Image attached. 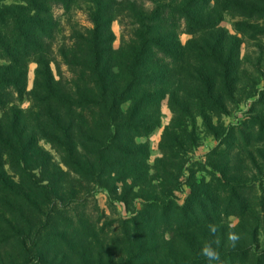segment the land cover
I'll use <instances>...</instances> for the list:
<instances>
[{
  "label": "trees",
  "instance_id": "trees-1",
  "mask_svg": "<svg viewBox=\"0 0 264 264\" xmlns=\"http://www.w3.org/2000/svg\"><path fill=\"white\" fill-rule=\"evenodd\" d=\"M5 1L0 0V59L7 62L0 66V194L15 206L0 216L6 227L0 231L2 249L15 244L25 260L33 254L32 264H264V252L244 245L250 234L225 245L224 213L216 204L225 185L209 200L214 204L192 188L179 206L172 192L179 189L180 168L177 176L168 175L166 185L161 176L150 175L146 145L135 142L158 128L165 100L174 119L162 142L181 118L194 111L205 116L221 105L217 89L230 83L231 62L224 60L223 43L231 37L220 27L228 8L211 6L212 0H81L89 5L93 27L73 33L71 44L60 49L71 77L59 74L57 79L48 45L56 31L52 10L62 6L68 11L77 0H16L20 4L15 6ZM144 2L154 8L145 11ZM116 17L128 27L118 50L111 31ZM182 21L187 34L209 37V42L199 45L194 38L182 45ZM30 60L37 67L27 92ZM25 97L31 102L27 110L20 107ZM126 102L130 107L123 112ZM40 141L49 143L68 172L84 182L106 188L130 181L138 188L133 199L144 208L112 238L99 221L83 219L79 229L68 225L60 233L51 228L54 233L41 237L31 218L53 204L50 197L35 195L44 187L36 186L33 171L48 173L53 183L48 169L57 165ZM161 148L164 157L158 164L178 158ZM6 163L11 175L4 170ZM57 212L55 207L51 214ZM206 249L220 259L210 260Z\"/></svg>",
  "mask_w": 264,
  "mask_h": 264
},
{
  "label": "rangeland",
  "instance_id": "rangeland-1",
  "mask_svg": "<svg viewBox=\"0 0 264 264\" xmlns=\"http://www.w3.org/2000/svg\"><path fill=\"white\" fill-rule=\"evenodd\" d=\"M5 3L12 6L20 4L16 0H6ZM210 4L220 9L228 8L223 11L220 27L231 37L223 43L224 60L231 62L230 83L228 88L220 86L217 89L221 105L212 112H206L205 116L194 111L190 118H181L179 127L170 130L162 142L166 127L174 119L165 100L160 106L158 128L147 137L136 138L135 142L146 145L149 173L161 176V182L166 185L170 182L168 175L177 176L175 169L180 168L179 189L172 192L179 206L186 203L192 188L205 201L214 204L209 200L218 194L217 189L221 185H225V191L216 200L224 213L225 245L235 244L233 237L247 233L250 236L244 239V245L253 247L259 254L264 252V0H212ZM143 8L149 12L154 7L150 2H144ZM88 12L89 5L81 0H77L68 11L62 6H55L52 10L56 31L48 45L51 68L57 79L59 74L63 79L71 77L60 56V49L71 44L73 33L81 34L84 29L93 27ZM111 31L114 35L113 48L118 50L127 39L126 21L116 17L111 23ZM178 31L182 45L194 38L199 45L209 42V37L207 40L203 35L193 37L187 34L184 21L179 23ZM6 64L0 59V66ZM36 67V63L30 60L27 65V92L33 87ZM30 106L29 98L25 97L20 107L27 110ZM129 107L130 102H126L121 109L126 112ZM174 140L176 142L172 144ZM39 146L57 165L56 169H48L54 176L53 183L47 181L50 180L48 173L44 175L38 170L33 171L38 179L36 186L44 187L36 189L35 195L39 200L48 196L53 204L46 208L44 215L34 214L31 218L41 237L54 233L51 228H59L60 233L68 225L71 230L79 229L77 222L83 219L99 221V228L106 227V236L112 238L119 235L125 220L144 208L140 199H133L138 188L133 189L130 181L110 184L106 188L84 182L68 172L60 155L49 143L40 141ZM161 147L169 157L176 155L178 158L158 164V160L164 157ZM4 170L11 175L7 163ZM202 190L207 195H202ZM146 191L145 187L143 192ZM234 196L238 198V203ZM8 206L15 204L0 194V216L9 209ZM55 207L58 212L52 215ZM5 230L6 227L0 225V231ZM4 245L0 242V264L34 263L33 254L25 260L17 245L11 244L2 249ZM27 260L30 262L27 263Z\"/></svg>",
  "mask_w": 264,
  "mask_h": 264
},
{
  "label": "clouds",
  "instance_id": "clouds-1",
  "mask_svg": "<svg viewBox=\"0 0 264 264\" xmlns=\"http://www.w3.org/2000/svg\"><path fill=\"white\" fill-rule=\"evenodd\" d=\"M233 239H235V237H233ZM205 255H207L210 260H219L220 259L218 253L211 251V250H208V249L205 250Z\"/></svg>",
  "mask_w": 264,
  "mask_h": 264
}]
</instances>
